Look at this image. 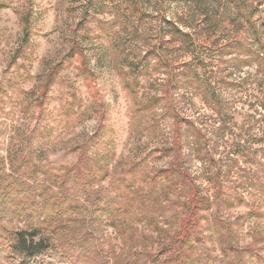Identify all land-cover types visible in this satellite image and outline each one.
I'll list each match as a JSON object with an SVG mask.
<instances>
[{
    "label": "rangeland",
    "instance_id": "obj_1",
    "mask_svg": "<svg viewBox=\"0 0 264 264\" xmlns=\"http://www.w3.org/2000/svg\"><path fill=\"white\" fill-rule=\"evenodd\" d=\"M153 2L0 0V180L13 175L11 163L23 158L29 164L55 169L75 164L78 147L93 138L102 125L92 152L95 158L104 155L108 164L109 174L102 188H111L135 167L140 193L151 191V199L160 201L161 186L151 179L169 164L168 159L159 158V151L170 144L172 122L158 119L162 104L148 114L137 112L134 94L124 87L125 80L134 79L127 64L156 43L173 68L181 74L195 71L226 105L225 112L217 116L198 91L190 88L176 94L179 114L210 140L209 147L213 146L211 151L222 166H232L229 155L239 140L247 149L258 151L264 146V111L259 107L264 103V0H159L160 9ZM85 11L89 14L85 28L79 29ZM113 21L136 27L139 38L132 39L121 27L105 31ZM179 33L187 37L182 39ZM163 38L176 42L165 45ZM74 40L82 42L87 67L82 68L80 56H75L74 67L58 74L39 101L45 76L63 62ZM239 42L260 55L259 63L239 68L229 62L226 48ZM69 63L65 60L62 67ZM150 75L138 78L134 90L138 103L161 95L164 79ZM227 79L228 83H239L240 88L222 84ZM187 137H183L186 167L198 178L203 194L211 195L207 179L213 169L198 161L194 151L187 150L191 142ZM236 159L242 170L234 168L224 187L229 194L242 195L245 203H236L224 211L223 217L242 225L238 232L242 248L257 235L260 240L255 247L260 260L247 263L264 264V196L245 189L246 182L238 187L242 178L251 176L257 167L242 157ZM181 213L169 215L167 222L161 221V227L173 234ZM1 216L9 230L25 226L10 220V215ZM101 221L105 253L110 258L119 257L126 247L109 220L102 217ZM210 238L205 264H228L231 260L221 256L213 235ZM146 245L147 250L162 247L161 242ZM0 264H5L1 257Z\"/></svg>",
    "mask_w": 264,
    "mask_h": 264
},
{
    "label": "trees",
    "instance_id": "obj_2",
    "mask_svg": "<svg viewBox=\"0 0 264 264\" xmlns=\"http://www.w3.org/2000/svg\"><path fill=\"white\" fill-rule=\"evenodd\" d=\"M153 5L158 8L159 0H154ZM84 13V18L77 25L79 29L85 28L87 22L89 14L86 11ZM24 18H27V22L28 17ZM115 27H121L132 39L140 36L136 27H123L116 21L108 23L104 30L111 31ZM24 30L27 36V31ZM179 34L182 39L187 37L186 34ZM168 36L175 40L172 34ZM164 39L162 43L165 45L176 42H165ZM180 43L183 45L184 40ZM159 46L156 43L140 57L132 58L133 61L127 64V68L134 79L125 80L124 87L130 94H134L137 112L148 114L162 104L158 119L172 122L170 144L159 151V158L168 159L169 164L151 180H158L161 186L160 202L168 209L167 217L172 213L182 212L176 231L170 234L161 227V221L167 222V217L161 219L154 214L152 205L145 198L152 196L151 191L140 193L135 167L129 169L128 177H120L111 187L119 198L102 188L101 185L109 174L106 159L104 155L101 159L88 155L99 142L98 138L102 133V125H99L94 137L78 147L79 155L75 164L55 169L29 164L25 158L21 162L11 163L13 175L0 180V213H3V218L10 215V220L14 219L25 226L20 230H9L5 228L2 216L0 217V257L5 264H205L210 253L208 244L212 235L213 243L219 248L221 256L231 260L228 264H248L250 260H260L259 250L255 247L260 240L257 235L249 245L242 248L238 233L242 225L223 217L225 210L233 208L236 203H245L242 195L229 194L224 183L229 180L234 168L242 170L240 161L236 159L242 157L257 169L248 178H242L244 181L238 187L241 188L243 182H246L245 189L264 196V147L258 151L247 149L244 141L239 140L234 146L235 150L229 155L233 158V161L230 160L232 166H222L220 159H216L211 151L213 146L209 147L210 140L193 122L179 114L176 94L190 88L198 91L217 116L225 112L226 105L214 95L209 85L199 80L195 71H184L181 74L177 68H173L172 62L162 57ZM226 49L229 62L238 64L239 68L260 61L259 54L240 42ZM73 51L76 52L75 56H80L82 68L87 67L81 41H72L67 55ZM67 61L70 62L71 57ZM60 64L61 62L57 63L45 76L39 101L50 91ZM151 73L164 79L161 95H154L146 102L138 103L134 91L138 86V78L150 77ZM228 82L227 79L222 84L230 88L241 86L236 81ZM259 107L264 111V103ZM186 135L191 140L186 145L187 150L194 151L198 161L213 169L207 179L212 188L211 195L203 194L198 178L186 167L183 142ZM97 177L102 179L97 180ZM129 196H132L131 200L128 199ZM102 217L109 220V226L126 247L119 257L114 255L110 258L105 253L100 231ZM138 228L143 231L139 232ZM206 231L211 232V236ZM147 242L150 245L161 242L162 247L147 250ZM137 253L153 259L133 261L131 257ZM156 257H160V261H155Z\"/></svg>",
    "mask_w": 264,
    "mask_h": 264
},
{
    "label": "clouds",
    "instance_id": "obj_3",
    "mask_svg": "<svg viewBox=\"0 0 264 264\" xmlns=\"http://www.w3.org/2000/svg\"><path fill=\"white\" fill-rule=\"evenodd\" d=\"M75 55H76V52L73 51L71 54L65 56L63 62L57 68V74H60V73H63V72H67V71L71 70L74 67V60H73V58H74ZM69 57H71L70 63L67 64L64 67H61V65H63L64 62H65V60H67ZM262 147H264V146H262ZM88 155L91 156L92 153L89 152ZM99 179H102V177H97V180H99ZM106 191L108 192V194H110V195H117V198H119L118 193H113L112 188H109ZM145 198H146V200H148L149 204L152 205V210H153L154 214H156L157 216H159L161 219H164V218L167 217V215L169 214L168 209L165 208L160 201H154V200L151 199L150 196H146ZM131 259L133 261H141L143 259L152 260L153 258H151V257H145V256L141 255L140 253H137L135 256L131 257ZM154 259H155V261H160L161 258L159 257V259H157V257H156Z\"/></svg>",
    "mask_w": 264,
    "mask_h": 264
}]
</instances>
